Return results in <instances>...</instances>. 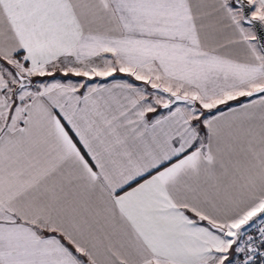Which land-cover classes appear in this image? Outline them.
Masks as SVG:
<instances>
[{"label":"snow or ice","instance_id":"1","mask_svg":"<svg viewBox=\"0 0 264 264\" xmlns=\"http://www.w3.org/2000/svg\"><path fill=\"white\" fill-rule=\"evenodd\" d=\"M0 264H264V0H0Z\"/></svg>","mask_w":264,"mask_h":264}]
</instances>
